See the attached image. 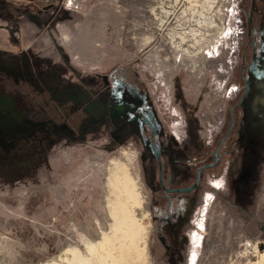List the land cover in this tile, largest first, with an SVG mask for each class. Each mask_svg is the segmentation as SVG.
<instances>
[{
    "label": "rangeland",
    "instance_id": "1",
    "mask_svg": "<svg viewBox=\"0 0 264 264\" xmlns=\"http://www.w3.org/2000/svg\"><path fill=\"white\" fill-rule=\"evenodd\" d=\"M206 1L51 0L29 5L36 15L28 16L26 30L33 35L34 28L40 29L29 45L52 64L47 69L41 63L36 71L50 79L73 69L68 96L58 93L62 100L73 98L72 104L88 97L78 77L94 79L122 70L149 94L173 152L181 151L177 140L185 143L188 165L210 138L218 104L214 88L226 76L242 20V0ZM183 9H189L198 31L196 41L180 43L170 36L177 31L169 35ZM1 60V71L28 77L30 64L21 73L13 62ZM40 84L35 87L41 92L56 87ZM40 118L22 133H7V120L0 119V264H168L151 226L154 171L145 163L141 143L134 136L124 141L126 127L118 122L90 125L76 137L77 121L73 129L67 123L51 124L45 114ZM208 192L198 196L200 214L194 220L193 206L184 232L179 229L174 239L175 245L186 246L183 264L258 262L264 256L259 228H244L211 207ZM257 204L264 211V178Z\"/></svg>",
    "mask_w": 264,
    "mask_h": 264
},
{
    "label": "flooded vegetation",
    "instance_id": "2",
    "mask_svg": "<svg viewBox=\"0 0 264 264\" xmlns=\"http://www.w3.org/2000/svg\"><path fill=\"white\" fill-rule=\"evenodd\" d=\"M49 1L0 0V60L13 62L21 73L30 64L28 77L21 74L15 78L0 70V94L6 97L9 107L8 111L0 110V119L7 120L4 130L22 133L44 114L51 124L67 123L73 129L77 121L76 137L90 125L102 122L124 125L126 134L122 139L134 136L135 142L146 150V165L154 171L150 177L154 186L149 189L151 226L168 264L184 263L186 246L175 245L174 239L179 229L184 232L191 209L196 206L194 220L200 214L202 198L198 196L205 190L209 191L206 196L211 207L244 228L257 226L264 245V211L257 206L264 178V0L241 1L239 40L236 47L230 48L225 78L218 89L214 88L218 104L213 110L210 138L197 147L188 165L185 143L177 140L181 151L173 152L165 137L164 120L149 94L122 70H109L94 79L78 77L77 81L88 90V97L82 96L72 104L73 98L62 100L58 93L65 91L64 97L68 96L66 86L73 83L70 76H74L73 69L61 71L59 78V74L50 75V79L40 76L36 69L41 63L47 69L52 64L42 61L29 45L40 29L34 28L33 35L28 33L26 21L28 16L36 15L29 5ZM175 26L174 22L169 35L179 32ZM58 62L57 58L53 60L55 66H59ZM40 83L56 87L41 92L35 87L43 85ZM95 108L100 111L97 115L91 111ZM119 128L114 127L113 132ZM175 137L181 139L176 134Z\"/></svg>",
    "mask_w": 264,
    "mask_h": 264
},
{
    "label": "bare ground",
    "instance_id": "3",
    "mask_svg": "<svg viewBox=\"0 0 264 264\" xmlns=\"http://www.w3.org/2000/svg\"><path fill=\"white\" fill-rule=\"evenodd\" d=\"M177 1V0H174V2ZM197 1V0H196ZM207 3L209 2L212 3L214 2V0H209V1H206ZM188 10L189 9H183L181 11V13H179L176 17H175V27H176V30L179 29L176 34L174 35H170L172 38H176L178 37V39L180 40V43L181 42H184V39L186 38H191L193 39V41H196V37L198 35V31L196 30V27L193 26V24H191V20H190V17L188 16ZM197 16H196V22L199 23V19L202 17L201 14L199 13V11L196 12ZM193 15V13L191 14ZM192 41V42H193ZM195 42L192 43V46H194ZM197 52V51H196ZM193 63H196L195 61H193ZM199 241V240H198ZM197 241V243H199ZM261 259L254 263V264H264V256H260Z\"/></svg>",
    "mask_w": 264,
    "mask_h": 264
},
{
    "label": "water",
    "instance_id": "4",
    "mask_svg": "<svg viewBox=\"0 0 264 264\" xmlns=\"http://www.w3.org/2000/svg\"><path fill=\"white\" fill-rule=\"evenodd\" d=\"M6 102H7L6 97L0 94V110L1 111H4L5 109L7 111L9 110V107H6ZM2 106H4V107L2 108Z\"/></svg>",
    "mask_w": 264,
    "mask_h": 264
}]
</instances>
